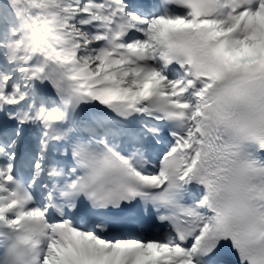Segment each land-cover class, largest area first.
I'll list each match as a JSON object with an SVG mask.
<instances>
[{"label": "snow or ice", "instance_id": "snow-or-ice-1", "mask_svg": "<svg viewBox=\"0 0 264 264\" xmlns=\"http://www.w3.org/2000/svg\"><path fill=\"white\" fill-rule=\"evenodd\" d=\"M0 264H264V0H0Z\"/></svg>", "mask_w": 264, "mask_h": 264}]
</instances>
